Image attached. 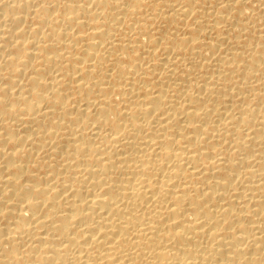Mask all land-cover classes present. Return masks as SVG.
Listing matches in <instances>:
<instances>
[{
    "label": "bare ground",
    "instance_id": "1",
    "mask_svg": "<svg viewBox=\"0 0 264 264\" xmlns=\"http://www.w3.org/2000/svg\"><path fill=\"white\" fill-rule=\"evenodd\" d=\"M0 264H264V0H0Z\"/></svg>",
    "mask_w": 264,
    "mask_h": 264
}]
</instances>
